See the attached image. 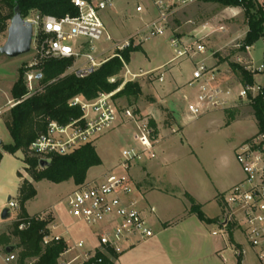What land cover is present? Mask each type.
<instances>
[{"label":"rangeland","instance_id":"rangeland-1","mask_svg":"<svg viewBox=\"0 0 264 264\" xmlns=\"http://www.w3.org/2000/svg\"><path fill=\"white\" fill-rule=\"evenodd\" d=\"M258 1L264 4V0ZM138 6L143 8L142 13L137 12ZM157 14L151 0H114V7L102 13L108 33L116 41L128 38L143 21L154 19ZM172 21L173 30L187 38L204 25L225 27V32L213 33L204 40L207 56L213 55L208 61L221 66L220 74L224 81L241 78L239 74L231 73L232 69L226 59L235 63L238 57L245 60L251 57L256 66L264 62L263 39L253 45L251 56L239 52L235 47L245 39L249 31L243 6L229 8L199 0L181 10ZM7 34L0 35V46L5 44ZM171 35V32H167L163 37L152 38L130 53L127 65L131 72L156 73L136 81L142 90L137 100L115 98L118 108H131L141 120H154L156 127L151 126L154 128V138L159 140L157 158L136 163L129 174L135 196L144 194L149 205L156 208V216L149 217L155 233L150 240L154 243H140L130 255H124L122 260L125 264H157L159 260H163L164 264H239L242 259V264H260L255 251L236 226L226 229L221 225L224 219L221 193L243 177L236 159V148L259 131L258 121L252 106L244 102L237 108L190 119L184 110L182 89L175 95L170 90L171 78L175 84L182 85L191 76L188 62H171L175 57L170 43ZM94 46L97 53L106 50L99 60L112 55L111 42L104 39ZM34 56L33 52L17 58L0 54V107L13 100L11 89L19 78V69L33 60ZM164 67V70H160ZM163 71L166 72V80L161 84L155 78ZM259 79L264 81L263 77ZM8 116L9 112L0 120V141L5 145L13 143L6 126ZM174 129L177 131L173 132ZM135 130L134 123L126 121L122 124L119 121L110 131L92 142L102 165L90 169L83 184L100 179L123 161V152L133 144ZM0 151L3 152L0 163V200L5 203L4 206L0 204V229L8 230L12 222L21 217L20 205L18 210L8 205L9 197L19 204L20 174L23 180L31 181L37 191L36 196L25 205L27 215L33 217L42 213H61L71 219L66 199L83 184L77 185L73 180L59 184L47 180L34 181L27 172L24 152L19 151L13 155L4 152L2 145ZM27 153L32 156L31 152ZM192 200L214 221L206 223L198 218V223H195L196 217L190 219ZM6 208L10 209L11 217L4 221L1 215ZM166 223L169 224L167 230L163 225ZM194 223L198 224V235L195 234ZM7 224L8 227L5 226ZM66 238L75 243L79 241L77 236ZM158 241L159 246H156ZM7 256L5 250L0 248V264H13L5 261Z\"/></svg>","mask_w":264,"mask_h":264},{"label":"built area","instance_id":"built-area-1","mask_svg":"<svg viewBox=\"0 0 264 264\" xmlns=\"http://www.w3.org/2000/svg\"><path fill=\"white\" fill-rule=\"evenodd\" d=\"M151 1L157 10V17L143 21L135 32L120 41L114 40L108 33L102 15L103 11L114 7V0H73L76 9L74 15L57 18L35 13L25 19L33 25L30 52L35 55L33 60L25 65L27 94L21 101L9 100L6 106L0 107V120L11 109L40 90L44 79L42 66L47 60L73 58L74 64L67 74H75L79 78L89 76L103 63L115 57L124 65L121 76L123 83L116 91L100 93L93 101H85L81 97L72 100L71 106L81 108L82 116L79 119H72L66 125L48 119L45 131L29 145V152L33 156L40 162H49L53 155L65 156L81 146L92 143L100 135L110 131L119 121H122V124L128 121L136 125L133 144L124 150L123 161L108 170L100 179L78 186L66 199L69 216L76 223L90 228L95 242L87 243L81 240L71 243L64 235L58 233L59 226L54 221L47 227L43 246L60 242L66 244L60 264H85L91 261L101 263L103 255L120 257L134 245L148 241L155 235L149 218L135 196L129 174L136 163L157 158L156 148L159 140L154 138V128L150 120H141L131 108H118L115 95L128 82H136L139 78L152 76L156 72H131L121 52L132 46L141 47L148 40L163 37L167 32H171L170 43L175 52L171 62L182 60L192 66L190 79L181 88L184 110L190 119L195 120L211 112L237 108L243 102L252 106L257 99L264 100V81L259 79L264 78V62L256 66L251 57L249 60L238 57L235 63L243 66L245 71L253 76V82H244L238 77L224 81L220 74L221 66L208 61L213 55L207 56L204 40L213 33L225 32L224 26L213 28L204 25L188 38L173 30L174 16L199 0ZM143 11L141 6L137 7V12ZM104 39L112 43V55L99 60L106 50L97 53L94 45ZM235 47L238 50L244 47L242 53L250 56L254 48L253 45H244L243 40ZM82 58L83 62L80 61ZM231 73L234 74L233 70ZM155 80L164 83L166 72L157 74ZM176 131L177 129L173 130ZM236 159L242 169L243 179L223 195L224 219L221 225L226 229L235 225L255 251L259 263L264 264V131L259 130L238 146ZM119 170L122 173H119ZM8 205L11 209H19L18 202L13 199ZM149 210L152 214L156 213L153 206ZM35 217L45 220L49 214L42 213ZM26 226L22 224L21 229ZM5 261L16 262L17 256L10 254Z\"/></svg>","mask_w":264,"mask_h":264},{"label":"trees","instance_id":"trees-1","mask_svg":"<svg viewBox=\"0 0 264 264\" xmlns=\"http://www.w3.org/2000/svg\"><path fill=\"white\" fill-rule=\"evenodd\" d=\"M72 1L0 0V35L8 33L16 8L21 10L24 19L35 13L62 18L76 13ZM204 1L229 8L243 6L245 20L249 28L243 44L254 45L259 40H264L263 3L258 0ZM139 48L132 46L121 52L126 63L129 61L130 53ZM238 51L243 52L244 47H241ZM225 61L229 62L233 72L239 74L244 82H253V76L246 72L243 66L230 62L229 59ZM73 64V58L47 60L42 66L44 79L40 90L9 111L6 126L13 143L2 144L3 151L13 155L19 151L24 152L23 160L27 166V172L34 181L47 180L59 184L73 180L75 184L80 185L86 181L90 169L102 165V160L93 143L81 146L65 156L53 155L49 161L50 165L44 168L40 166V160L37 157L30 156L27 153L31 142L45 131L48 119L66 125L72 119H79L82 116L79 106H71L74 98L81 97L85 101H93L100 93L114 92L123 83L121 76L124 65L118 57L103 63L85 78H79L75 74H67L68 69ZM189 66L192 72V66L190 64ZM25 72V66L19 69V78L11 89V95L15 101H21L27 94L24 79ZM171 79L170 81L173 82ZM112 80L115 81L113 82ZM185 84H179V88L177 85L175 91ZM141 94L142 90L138 82H128L115 95V98L125 97L131 101L132 99L137 100ZM252 109L258 121L259 130L264 131V100L262 98L257 99L252 105ZM150 123L156 127L154 120H151ZM2 159L3 152L0 151V163ZM20 177L22 176L20 175ZM36 194V188L31 181L25 179L21 182L19 189L21 217L13 222L8 230L0 234V248L5 249L10 245L16 246V251L13 254L17 256V264H60V257L66 250L65 242L55 243L47 247L42 244L43 236L53 219L49 216L45 220H39L35 216L27 215L25 211L26 203L34 198ZM192 201L193 206L190 209V213H195L203 222L210 223L214 221L206 218L200 206L196 205L194 200ZM22 224L27 226L21 229ZM118 258L119 256H113L112 254L103 255L101 263L91 261L85 264H116ZM239 264H242V259L239 260Z\"/></svg>","mask_w":264,"mask_h":264},{"label":"crops","instance_id":"crops-1","mask_svg":"<svg viewBox=\"0 0 264 264\" xmlns=\"http://www.w3.org/2000/svg\"><path fill=\"white\" fill-rule=\"evenodd\" d=\"M131 35V34H130ZM129 35V36H130ZM128 36V37H129ZM211 63H213V62H211ZM172 80V79H171ZM171 86H170V90L172 91V92H174V95L175 94H178L179 93V91H180V89L182 88H180V89H176V91H175V88H177V84H175L174 82H172L171 84H170ZM178 88H179V85H178ZM1 142V141H0ZM21 175V174H20ZM22 176V175H21ZM20 179H21V182L23 181V177H20ZM243 179V177H241L240 178V180L238 181V182H240L241 180ZM237 182V183H238ZM237 183H235V184H237ZM20 186H21V184H20ZM232 187V186H231ZM230 187V188H231ZM230 188H228L227 190H224L222 193H221V198H223V195L225 194V192L226 191H228ZM19 189H20V187H19ZM137 198H138V200L140 201V205H141V207L143 208V210H144V213L146 214V217H150V218H152V216H156V213L155 214H152V213H150V210H149V208L150 207H152L151 205H149V203H148V201H147V198H146V196L144 195V194H139V196H137ZM195 201V200H194ZM197 201V200H196ZM0 204H1V206H4V202L2 201V200H0ZM197 205V204H196ZM200 206V205H199ZM204 213V212H203ZM205 214V216H206V218H208V219H211V220H213V218H211V217H209V216H207V214L206 213H204ZM49 216L53 219V221L59 226L58 227V233H61L62 235H64V237H65V239H67L66 237H75V236H77L79 239V241H81V240H83V241H86L87 243H91V242H95V239H94V236L92 235V231H91V229L90 228H88V227H85V226H83V225H81V224H78V223H76L72 218L71 219H68V218H66V216L65 215H63V214H61V213H51V214H49ZM190 219H194V217H196V219H197V221L195 220V223L197 222L198 223V216L195 214V213H190ZM188 217V218H189ZM186 220V219H185ZM184 220V221H185ZM13 223V222H12ZM193 223V222H192ZM194 223V224H195ZM8 225L9 224H7V225H5V226H7L8 227ZM164 225V227H165V230H167V229H169L168 227H169V224H163ZM196 225V224H195ZM198 225V224H197ZM196 225V227H195V234L196 235H198V226ZM4 229V228H3ZM6 230H2V227H1V229H0V234H2L3 232H5ZM155 236V235H154ZM197 238H198V236H196ZM68 240V239H67ZM68 241H70L71 243H75V242H72L71 240H68ZM146 242V244L148 243V244H151V243H154L152 240H148V241H145ZM140 243H142V242H140ZM140 243H138V244H136V245H134L132 248H130L128 251H126L123 255H121L119 258H118V260L116 261V264H122V263H124V260H122V257L124 256V255H127V254H129L130 255V253L137 247V245H139ZM158 243H159V241L158 242H156V246H159L158 245ZM17 262V261H16ZM13 264H15V262H13ZM125 264V263H124ZM128 264H133V262H130V263H128ZM157 264H164V262H163V260L161 261V260H159V262L157 263Z\"/></svg>","mask_w":264,"mask_h":264},{"label":"water","instance_id":"water-1","mask_svg":"<svg viewBox=\"0 0 264 264\" xmlns=\"http://www.w3.org/2000/svg\"><path fill=\"white\" fill-rule=\"evenodd\" d=\"M33 25L31 22L26 21L19 8L15 9L14 16L11 19L10 26L8 28L7 40L3 46H0V54L9 58H17L19 56L30 53L32 41H33ZM3 143L0 142V145ZM48 161H41L40 166L42 168L49 166ZM11 197L8 198V202L11 201ZM2 220L6 221L11 217V211L6 208L2 212ZM5 252L10 255L16 251V246H7Z\"/></svg>","mask_w":264,"mask_h":264}]
</instances>
